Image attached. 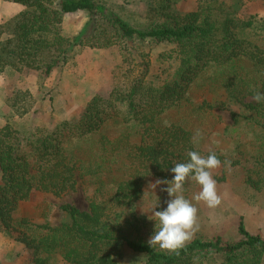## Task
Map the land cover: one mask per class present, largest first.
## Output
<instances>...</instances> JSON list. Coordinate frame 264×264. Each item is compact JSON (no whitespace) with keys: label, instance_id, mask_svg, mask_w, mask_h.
Segmentation results:
<instances>
[{"label":"trees","instance_id":"obj_1","mask_svg":"<svg viewBox=\"0 0 264 264\" xmlns=\"http://www.w3.org/2000/svg\"><path fill=\"white\" fill-rule=\"evenodd\" d=\"M7 1L24 9L0 24V36L6 33L0 39V72L33 69L44 78L65 62L75 46L106 47L117 40L172 43L179 59L170 78L153 85L146 80L149 62L131 57L138 66L135 73L127 69L125 81L115 82L107 98L93 95L78 117L53 129L37 127L20 134L8 122L0 126V225L14 230L15 239L30 252L27 264H51L53 255L68 264H119L124 247L142 254L144 264H207L214 255L220 256L221 264H264V238L249 232L241 218L238 240L194 238L179 255L129 235V227H137L131 214L143 192V180L173 179L170 169L188 161V151L202 156L215 152L222 166L228 161L246 168L247 158L228 160L201 140L202 134H211L206 128L216 116L212 109L223 108L226 102L238 108L230 111V127L233 131L245 127L256 143L251 155L256 171L251 173L257 174V180L249 172L245 181L257 188L264 184V102L252 99L257 92L264 93V49L243 37L252 22L200 10L174 13L170 8L175 0H155L153 12L160 20L137 29L116 14H104L96 0ZM79 10L97 14L102 26L95 36L85 35V27L77 36L65 38L63 17ZM207 73L210 86L225 95L218 105L195 104L188 97L197 78ZM172 111L187 115L167 118ZM80 179L89 182L93 193L85 210L70 203L60 205L68 214L66 222L51 226L14 219L18 204L34 193L60 197L76 191ZM187 190L186 182L183 192Z\"/></svg>","mask_w":264,"mask_h":264},{"label":"rangeland","instance_id":"obj_2","mask_svg":"<svg viewBox=\"0 0 264 264\" xmlns=\"http://www.w3.org/2000/svg\"><path fill=\"white\" fill-rule=\"evenodd\" d=\"M96 1L102 6L104 14H116L137 29L150 27L160 20V17L153 12L155 0ZM194 10L203 13L208 11L207 13L218 17L230 14L238 21H251L252 26L245 27L243 37L264 49V0H175L170 8L174 13ZM101 26L97 23V14L79 10L64 15L61 34L65 38H72L86 27L85 35L95 36ZM5 34L2 33L0 39H3ZM127 41L117 40L106 47L75 46L65 62L44 78L40 75V71L33 69H25L18 74L9 70V75L5 77L8 78L5 102L10 110L0 126L8 122L18 133L26 134L37 127L53 129L65 120L73 121L93 95L98 94L107 98L115 82L125 81L124 72L127 69H132L134 73L138 70L136 61L131 59L133 56L137 61L149 62L146 80L153 85L169 79L170 74L179 65L178 53L176 56L172 43L149 38L144 41L137 39ZM131 47L132 55L128 52V48ZM124 57L127 60H123ZM209 75L210 73H207L197 78V84L189 90L188 97L193 103L205 101L218 105L220 101H225L223 91L210 86ZM226 103L223 108L212 109L216 116L210 118L209 126L206 128L208 132L211 130V134L208 136L202 134L201 140L208 147L215 146L219 154L228 160L247 158L248 162L245 169L229 163L213 170V179L216 181L217 192L221 198V204L214 209L207 207L202 201L192 200L193 195L200 191V186L195 181L187 182L188 190L183 192V195L192 201L198 210L191 239L220 236L224 242L236 241L240 238L237 231L240 218L249 232L258 233L264 238V184L261 188H257L245 181L247 173L256 171V162L251 157L256 143L252 133L245 127L233 131L230 127L232 124L230 111H238V108L237 104ZM185 108L187 109V106ZM22 109L27 111L19 115L18 112ZM176 113L172 111L166 116L175 118L187 115L185 111ZM222 176L223 178H220ZM250 176L254 181L257 180V174L251 173ZM156 180L157 178L152 176L143 180V192L134 202L133 214H131L133 222L137 225V227H129L131 232L129 235L132 238L149 241L156 230V221L150 219L153 208L157 206L155 210L162 211L167 207L166 201L170 197L167 192L161 191V188L167 185L162 184L153 188L152 185ZM88 185L87 180L80 179L76 191L60 197L43 192L34 193L28 200L18 204L14 219L19 221L26 218L35 224L47 223L51 226H59L69 219L68 214L60 209L61 204L70 203L80 210L88 208L89 197L93 193L92 186ZM18 227L23 226L18 225ZM15 236L14 230H5L0 225V264L29 262L30 252L15 239ZM144 261L142 254L126 247L121 250L118 259L119 264H144ZM49 262L68 264L58 255H53ZM207 264H221L220 256H211Z\"/></svg>","mask_w":264,"mask_h":264},{"label":"clouds","instance_id":"obj_3","mask_svg":"<svg viewBox=\"0 0 264 264\" xmlns=\"http://www.w3.org/2000/svg\"><path fill=\"white\" fill-rule=\"evenodd\" d=\"M252 99L257 103L264 102V93L257 92ZM196 135L201 134L197 132ZM187 156L188 161L175 163L170 169L174 174L173 179H157L152 185L153 188L162 184L167 185L161 188V191L167 192L170 199L166 201V209L156 211L157 206L153 208L150 219L156 221V230L148 243L151 247L159 246L161 251L177 255L192 238L198 211L192 201L183 195L185 183L195 181L200 186V191L193 195L192 200L202 201L207 207L213 209L221 204L216 181L212 175L213 170L221 167V160L215 152L202 156L198 151H188ZM224 163L229 164L230 162L225 161Z\"/></svg>","mask_w":264,"mask_h":264},{"label":"crops","instance_id":"obj_4","mask_svg":"<svg viewBox=\"0 0 264 264\" xmlns=\"http://www.w3.org/2000/svg\"><path fill=\"white\" fill-rule=\"evenodd\" d=\"M23 8V5L17 2L0 0V24L20 12ZM9 73L10 71L8 69L0 72V124L4 120V116H6L10 110L5 102V87L8 83V78L6 79L5 77H7ZM19 120L20 119H18V121Z\"/></svg>","mask_w":264,"mask_h":264}]
</instances>
